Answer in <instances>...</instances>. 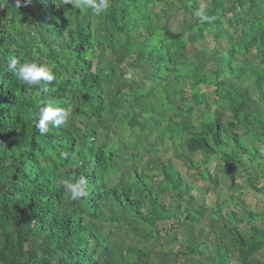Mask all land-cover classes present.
I'll return each mask as SVG.
<instances>
[{"label":"trees","instance_id":"16d2710c","mask_svg":"<svg viewBox=\"0 0 264 264\" xmlns=\"http://www.w3.org/2000/svg\"><path fill=\"white\" fill-rule=\"evenodd\" d=\"M15 4L0 8V264H264V0ZM13 57L49 67L48 90ZM47 101L70 114L41 135Z\"/></svg>","mask_w":264,"mask_h":264},{"label":"clouds","instance_id":"9594fccd","mask_svg":"<svg viewBox=\"0 0 264 264\" xmlns=\"http://www.w3.org/2000/svg\"><path fill=\"white\" fill-rule=\"evenodd\" d=\"M29 0H23L26 5ZM22 0H16L15 6L19 8ZM66 3H70L75 7H87L91 8L96 14L107 10L110 6V0H66ZM5 5V0H0V8ZM201 19H206L203 14H200ZM19 64V67L17 65ZM10 71L15 72L19 79L33 86L40 87L43 91L48 89L44 87V84H51L55 78L53 71L35 60L30 62L20 63L15 57L11 58L8 63ZM43 82V83H42ZM70 114V109L64 107L54 106L52 101L43 102L39 107L36 117L37 122L35 127L39 130L41 135L47 133L49 122L54 127H60L66 124ZM87 180L83 176L78 180L65 181V188L70 193L71 200H78L86 196Z\"/></svg>","mask_w":264,"mask_h":264},{"label":"rangeland","instance_id":"374dc122","mask_svg":"<svg viewBox=\"0 0 264 264\" xmlns=\"http://www.w3.org/2000/svg\"><path fill=\"white\" fill-rule=\"evenodd\" d=\"M245 197L247 201H250L252 204L257 200V196L253 192L246 194Z\"/></svg>","mask_w":264,"mask_h":264}]
</instances>
